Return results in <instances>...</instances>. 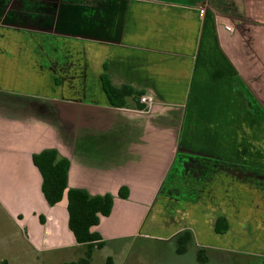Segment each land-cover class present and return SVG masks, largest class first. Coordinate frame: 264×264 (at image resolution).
Masks as SVG:
<instances>
[{"label":"crops","instance_id":"obj_1","mask_svg":"<svg viewBox=\"0 0 264 264\" xmlns=\"http://www.w3.org/2000/svg\"><path fill=\"white\" fill-rule=\"evenodd\" d=\"M102 75L151 107L110 105ZM47 147L69 159L68 186L113 194L91 229L104 242L148 235L152 208L174 203L229 232L248 213V235L264 234V0H0V194L36 254L82 247L65 196L41 193L32 154Z\"/></svg>","mask_w":264,"mask_h":264},{"label":"rangeland","instance_id":"obj_2","mask_svg":"<svg viewBox=\"0 0 264 264\" xmlns=\"http://www.w3.org/2000/svg\"><path fill=\"white\" fill-rule=\"evenodd\" d=\"M34 35L40 40L37 33ZM86 100H90L89 94L86 95ZM210 177L211 174L207 181ZM170 185L172 184L169 182L167 188ZM208 186L207 194L202 193V196L209 202L216 203L219 197L214 195L219 192V188L213 192L212 181H208ZM245 189L246 187H241V194L246 193ZM0 200L2 201H0V264H60L83 256L85 246L36 254L28 241L23 239L28 235L20 226L18 227V224L22 223V217L19 218L16 214L13 203L3 193L0 194ZM162 211L161 206L156 205L152 208L142 230L148 235L141 234L135 238H118L105 242L101 248L93 250L90 264H105L108 256L112 258L114 264H264L263 260L255 257V254L264 256V252L256 251L264 248V234L250 237L248 231H252L255 222L244 215L241 214L237 218L239 222H235L236 228L233 226L229 233L219 235L208 222L211 213L208 214L202 206L199 208L178 206L165 216H162ZM239 223L241 227H246L245 233L244 228L240 229ZM172 231H175L173 235L163 237ZM179 231L181 232L178 233ZM238 231L243 233L242 236H239L241 233ZM242 242H245L247 247L241 252L228 248V245Z\"/></svg>","mask_w":264,"mask_h":264},{"label":"trees","instance_id":"obj_3","mask_svg":"<svg viewBox=\"0 0 264 264\" xmlns=\"http://www.w3.org/2000/svg\"><path fill=\"white\" fill-rule=\"evenodd\" d=\"M58 79L57 77L53 79L54 84L59 83ZM101 83L108 103L114 107H128L127 100L129 97H139L143 93L142 90H136L126 84L113 85L106 75L101 76ZM64 95L72 96L73 94ZM137 107L142 109L143 105L139 103ZM32 162L40 174V190L45 201L49 206H53L65 196L68 228L76 243L85 246L83 256L77 260L64 261L61 264H90L93 250L101 248L105 243L100 234L91 229L99 224L102 216L110 214L114 199L113 194L110 192L90 194L85 188L68 186L70 161L66 156L61 155L55 147H47L34 152ZM117 196L123 199L127 198V186H120ZM40 221L43 222L41 215ZM227 229L226 219L219 216L216 219L214 231L224 233ZM105 264L114 263L110 257H106Z\"/></svg>","mask_w":264,"mask_h":264},{"label":"flooded vegetation","instance_id":"obj_4","mask_svg":"<svg viewBox=\"0 0 264 264\" xmlns=\"http://www.w3.org/2000/svg\"><path fill=\"white\" fill-rule=\"evenodd\" d=\"M199 173H202L200 170L198 171ZM194 189V188H193ZM202 192H204L205 193V190L202 188ZM175 200H176V198H175ZM178 206H184V205H177L176 203H174V204H172L171 206H169V210H167L168 212H172L173 210H175ZM184 207H190V208H195V206H194V204H190V205H186V206H184ZM245 208V207H244ZM167 209V208H166ZM246 209V212H249L250 210H252V209H250V207L249 208H245ZM252 214V213H251ZM219 216H222V215H218L216 218H215V220H214V224H213V230H214V225H215V222H216V219L219 217ZM224 217V216H223ZM246 217L247 218H249V214L247 213V215H246ZM225 218V217H224ZM226 219V218H225ZM226 221H227V223H228V229H229V227H230V224L231 223H233V222H229L227 219H226ZM226 230L224 233H229V230ZM181 231H179L178 233H180ZM215 232V231H214ZM178 233H176V234H178ZM223 233H219V235H222ZM191 239H193V235L191 236ZM247 244L245 243V242H242V244H231V245H228V246H230V247H228V248H231V249H233L234 251L235 250H237V252H241V250H243V249H246V246ZM224 249V248H223ZM214 250H216V249H214ZM244 253H248V251H243ZM255 254V253H254ZM255 257H258V258H260L261 260H263L264 261V256L263 255H260V254H255Z\"/></svg>","mask_w":264,"mask_h":264},{"label":"built area","instance_id":"obj_5","mask_svg":"<svg viewBox=\"0 0 264 264\" xmlns=\"http://www.w3.org/2000/svg\"><path fill=\"white\" fill-rule=\"evenodd\" d=\"M199 15L202 16L205 12V7L201 6L199 8ZM225 29L230 30L231 27L229 25H224ZM139 101L144 104V107L142 110H147L151 107L152 99L148 95H140L138 97Z\"/></svg>","mask_w":264,"mask_h":264}]
</instances>
